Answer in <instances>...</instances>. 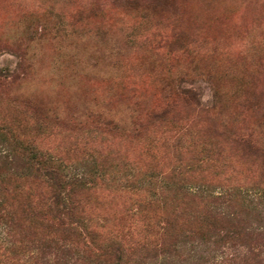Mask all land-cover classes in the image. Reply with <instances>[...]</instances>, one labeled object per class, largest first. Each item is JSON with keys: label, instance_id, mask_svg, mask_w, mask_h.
<instances>
[{"label": "rangeland", "instance_id": "1", "mask_svg": "<svg viewBox=\"0 0 264 264\" xmlns=\"http://www.w3.org/2000/svg\"><path fill=\"white\" fill-rule=\"evenodd\" d=\"M0 69L19 75L0 83V167L12 134L57 149L93 171L88 218L128 237L151 236L137 221L150 185L183 209L174 246L153 231L128 264H264V153L233 140L264 150V0H0ZM180 74L200 105L170 94Z\"/></svg>", "mask_w": 264, "mask_h": 264}, {"label": "trees", "instance_id": "2", "mask_svg": "<svg viewBox=\"0 0 264 264\" xmlns=\"http://www.w3.org/2000/svg\"><path fill=\"white\" fill-rule=\"evenodd\" d=\"M18 77L14 70L0 69V83ZM191 81L188 76L180 74L169 79L166 86L171 95L200 105L199 92L185 84ZM168 107L170 103L158 112L150 111L149 116L161 118L168 113ZM100 118L97 116L96 120L100 122ZM101 123L107 129L115 128L109 119H102ZM14 137L12 134L8 143L10 148L2 156L6 167H0V222L3 226L0 264H128L136 248L152 244L153 231L160 234L156 248L167 251L174 246L169 238L177 235L174 227L183 209H176L177 205H171L170 211L167 209L164 183L165 188L159 190V196H156L155 186L150 185L146 189L150 190V196L144 195L137 203V221L141 230L148 232L150 237H128L130 233L124 232L125 225L122 228L116 224H105L101 230L87 216L88 207L92 204L88 193L96 187L93 171L79 170L69 156H64L57 149L44 148L35 145L34 140ZM233 140L246 151L264 153L263 148L243 132L235 134ZM210 152L211 149L206 148L199 151V162ZM173 173L177 179H182L180 170ZM166 175L169 177L171 174ZM173 189L174 194H199V197H208L212 202L220 199L222 194L208 193L202 185L176 184ZM155 204L160 206L155 208ZM202 220L213 228L218 223L212 211L204 214Z\"/></svg>", "mask_w": 264, "mask_h": 264}]
</instances>
